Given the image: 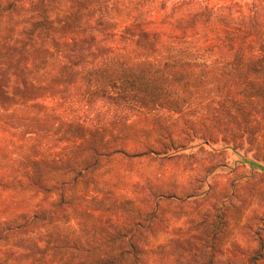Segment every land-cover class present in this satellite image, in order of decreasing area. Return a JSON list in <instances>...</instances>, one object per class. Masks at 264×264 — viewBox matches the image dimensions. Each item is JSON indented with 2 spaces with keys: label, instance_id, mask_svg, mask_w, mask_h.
I'll use <instances>...</instances> for the list:
<instances>
[{
  "label": "rangeland",
  "instance_id": "obj_1",
  "mask_svg": "<svg viewBox=\"0 0 264 264\" xmlns=\"http://www.w3.org/2000/svg\"><path fill=\"white\" fill-rule=\"evenodd\" d=\"M30 1L0 12V37L15 40L9 74H24L43 44L52 46L42 18V28L25 25ZM218 13L229 22L214 21ZM194 26L206 32L195 36L204 45L226 43L207 61L231 63L241 51L243 67L216 68L181 113L104 98L89 104L71 90L37 101L57 121L84 127V138L0 127V264H264V120L240 88L219 85L221 69L247 79L260 70L264 0H104L81 39L93 34L113 47L129 37L133 55L160 59ZM81 44L71 63L85 59ZM117 120L137 121L148 134L104 132Z\"/></svg>",
  "mask_w": 264,
  "mask_h": 264
},
{
  "label": "trees",
  "instance_id": "obj_2",
  "mask_svg": "<svg viewBox=\"0 0 264 264\" xmlns=\"http://www.w3.org/2000/svg\"><path fill=\"white\" fill-rule=\"evenodd\" d=\"M17 1L0 0L1 14L14 13L18 7ZM103 4L104 0L30 1L26 10L32 11V14L25 25L42 28L39 21L42 18L50 29L47 37L52 46L44 43L40 60L33 58L29 64L26 63V71L22 75L20 72H6L5 67L13 60L10 51L15 49L11 45L15 40L13 37H0V42H3L0 46V127L3 130L21 137L42 136L44 133L53 134L54 131L58 134V141L82 139L87 134L84 127L57 121L48 113L47 107L37 100L43 95H61L66 98L69 91L75 90L89 104L104 98L112 100L114 104L132 103L147 111L163 108L181 113L192 93L206 86L212 79L215 80L216 68H227L229 65L234 69L243 67L241 51L233 56L231 63L213 64L207 61L206 58L215 51L223 54L226 43L217 37L219 41L204 45L206 41L195 39L199 35L196 26V29L189 31L193 36L170 43L166 48L169 54L160 59L133 55L126 50L131 42L129 37L119 46L113 47L96 42L93 34L85 35V40H82L85 23L88 24L95 17ZM39 10L42 12L38 13ZM223 19L229 22L227 14L218 13L214 21L221 23ZM199 36L202 38L207 35L202 32V36ZM90 39L95 44L90 43ZM83 42L87 44L83 48L87 49L85 59L81 60L82 63H71L80 58L75 48H81ZM256 44L260 54L257 62L260 70H255L253 79H247L241 72L226 74L221 69L219 76L223 81L219 85L240 88L249 112L264 120V28L257 30ZM150 47L155 48V45L146 46ZM93 53H97V56L91 58ZM12 76L18 81L10 86ZM104 132H115L121 139H135L147 135L148 129L139 126L137 121L117 120Z\"/></svg>",
  "mask_w": 264,
  "mask_h": 264
}]
</instances>
